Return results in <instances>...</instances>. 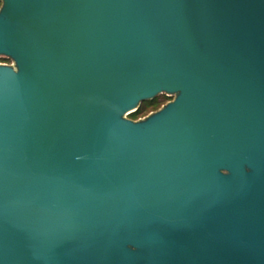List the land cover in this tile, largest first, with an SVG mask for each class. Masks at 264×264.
Returning <instances> with one entry per match:
<instances>
[{"label":"water","instance_id":"obj_1","mask_svg":"<svg viewBox=\"0 0 264 264\" xmlns=\"http://www.w3.org/2000/svg\"><path fill=\"white\" fill-rule=\"evenodd\" d=\"M0 57V264H264V0H4Z\"/></svg>","mask_w":264,"mask_h":264},{"label":"trees","instance_id":"obj_2","mask_svg":"<svg viewBox=\"0 0 264 264\" xmlns=\"http://www.w3.org/2000/svg\"><path fill=\"white\" fill-rule=\"evenodd\" d=\"M4 60H7V58H4ZM158 97H156L155 99L153 100H150V101H145L143 103L140 104V106L138 107V109L129 114V118L131 119H137L143 115H145L148 111H152V110H155L159 107V102L157 100Z\"/></svg>","mask_w":264,"mask_h":264},{"label":"rangeland","instance_id":"obj_3","mask_svg":"<svg viewBox=\"0 0 264 264\" xmlns=\"http://www.w3.org/2000/svg\"><path fill=\"white\" fill-rule=\"evenodd\" d=\"M0 63L13 64L10 59L4 60V57H0ZM171 99H172V96H167L165 94L159 95L158 98H157V100L159 102V107L158 108H160L163 104H165L167 101H169ZM157 109H155V110H157ZM155 110L148 111L145 115H143V116H141L139 118H143L144 116L148 115L149 113H151V112H153ZM139 118H137V119H139Z\"/></svg>","mask_w":264,"mask_h":264},{"label":"snow or ice","instance_id":"obj_4","mask_svg":"<svg viewBox=\"0 0 264 264\" xmlns=\"http://www.w3.org/2000/svg\"><path fill=\"white\" fill-rule=\"evenodd\" d=\"M4 6V0H0V8Z\"/></svg>","mask_w":264,"mask_h":264}]
</instances>
